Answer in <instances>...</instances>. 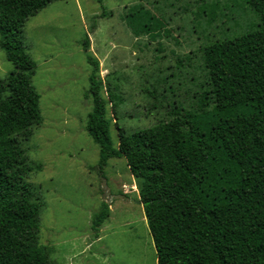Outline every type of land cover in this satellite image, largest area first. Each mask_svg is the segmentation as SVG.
I'll list each match as a JSON object with an SVG mask.
<instances>
[{
    "label": "rangeland",
    "instance_id": "obj_1",
    "mask_svg": "<svg viewBox=\"0 0 264 264\" xmlns=\"http://www.w3.org/2000/svg\"><path fill=\"white\" fill-rule=\"evenodd\" d=\"M259 27L241 0H67L28 20L21 41L35 64L28 79L43 123L17 150L41 206L36 242L49 264H158L140 183L127 161L100 166V147L87 131L92 91H101L118 148L116 101L118 124L129 132L157 124L174 100L197 110L202 48ZM13 71L0 48V79ZM15 132L8 131L1 147ZM104 205L109 216L97 227L93 221Z\"/></svg>",
    "mask_w": 264,
    "mask_h": 264
},
{
    "label": "trees",
    "instance_id": "obj_2",
    "mask_svg": "<svg viewBox=\"0 0 264 264\" xmlns=\"http://www.w3.org/2000/svg\"><path fill=\"white\" fill-rule=\"evenodd\" d=\"M58 1L67 0H0V48L15 68L0 79V264H49L36 242L41 206L26 185L29 168L17 149L43 123L28 79L35 64L21 34L30 18ZM241 1L260 27L202 48L197 110L174 100L157 124L129 132L118 124L116 101L115 148L101 91L90 95L87 131L100 147V166L127 161L140 183L158 264H264V0ZM11 130L17 132L10 145L1 147ZM108 216L104 205L94 225Z\"/></svg>",
    "mask_w": 264,
    "mask_h": 264
},
{
    "label": "water",
    "instance_id": "obj_3",
    "mask_svg": "<svg viewBox=\"0 0 264 264\" xmlns=\"http://www.w3.org/2000/svg\"><path fill=\"white\" fill-rule=\"evenodd\" d=\"M140 204L143 206L142 202H140Z\"/></svg>",
    "mask_w": 264,
    "mask_h": 264
}]
</instances>
